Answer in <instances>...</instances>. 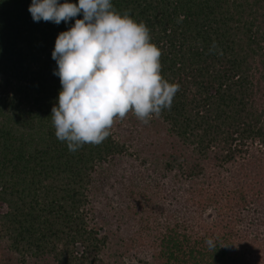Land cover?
<instances>
[{"label":"trees","instance_id":"obj_1","mask_svg":"<svg viewBox=\"0 0 264 264\" xmlns=\"http://www.w3.org/2000/svg\"><path fill=\"white\" fill-rule=\"evenodd\" d=\"M30 4L0 0V264H113L103 254L111 240L94 220L93 175L126 149L111 131L75 152L56 138L50 116L61 85L52 52L58 34L83 16L34 22ZM112 4L147 26L162 76L179 85L170 110L150 118L159 147L173 157L167 166L202 208L225 200L214 232L198 237L193 226L182 232L168 223L152 231L155 258L139 263L247 264L238 249L264 251V236L253 229L264 209V172L258 166L231 187L220 175L250 159L253 147L264 162V0Z\"/></svg>","mask_w":264,"mask_h":264},{"label":"clouds","instance_id":"obj_2","mask_svg":"<svg viewBox=\"0 0 264 264\" xmlns=\"http://www.w3.org/2000/svg\"><path fill=\"white\" fill-rule=\"evenodd\" d=\"M28 11L34 22L56 25L83 16L58 34L52 52L61 91L51 123L70 152L101 143L115 119L130 112L148 124L170 110L179 85L162 76L161 50L151 43L147 26L117 11L112 0H31ZM206 243L215 247L212 240Z\"/></svg>","mask_w":264,"mask_h":264},{"label":"rangeland","instance_id":"obj_3","mask_svg":"<svg viewBox=\"0 0 264 264\" xmlns=\"http://www.w3.org/2000/svg\"><path fill=\"white\" fill-rule=\"evenodd\" d=\"M109 131L125 146L126 153L112 158L93 175L99 187L93 203L97 216L94 220L99 223L96 228L102 226V234L111 240L109 250L103 253L104 258L113 264H140L141 259L151 262L157 251L155 240L150 242L152 231L161 230L168 223L185 227L180 230L182 232L193 226L198 237L204 236L207 230L214 232V226L218 227L217 222L221 221L217 208L222 202L218 201L214 208H202L199 197L191 198L182 191L185 183L180 181L179 175H174L177 171L171 172L167 166L173 157L165 153L164 146L159 147L160 140L151 121L144 124L130 112L122 120L115 119ZM154 144L159 149H153ZM252 150L250 159L238 161L229 170L221 171L220 178H224L228 186L248 179L250 171L259 169L258 166L264 172V162L257 161L260 158L258 148ZM208 163L206 166L212 164ZM255 214L253 229L264 236V209ZM260 222L263 225L258 226ZM238 250L245 255L244 263L264 264V251L256 252L244 246ZM115 251L120 252L119 258L112 255ZM257 257L260 260H256Z\"/></svg>","mask_w":264,"mask_h":264}]
</instances>
